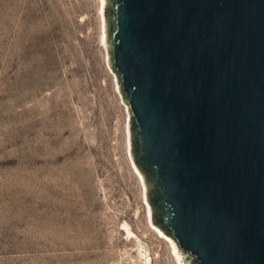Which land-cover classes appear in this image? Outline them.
Returning <instances> with one entry per match:
<instances>
[{
	"label": "rangeland",
	"instance_id": "rangeland-1",
	"mask_svg": "<svg viewBox=\"0 0 264 264\" xmlns=\"http://www.w3.org/2000/svg\"><path fill=\"white\" fill-rule=\"evenodd\" d=\"M111 3L0 0V264L194 262L135 163Z\"/></svg>",
	"mask_w": 264,
	"mask_h": 264
},
{
	"label": "water",
	"instance_id": "water-1",
	"mask_svg": "<svg viewBox=\"0 0 264 264\" xmlns=\"http://www.w3.org/2000/svg\"><path fill=\"white\" fill-rule=\"evenodd\" d=\"M111 1L155 224L193 264H264V0Z\"/></svg>",
	"mask_w": 264,
	"mask_h": 264
},
{
	"label": "trees",
	"instance_id": "trees-1",
	"mask_svg": "<svg viewBox=\"0 0 264 264\" xmlns=\"http://www.w3.org/2000/svg\"><path fill=\"white\" fill-rule=\"evenodd\" d=\"M109 12H110V10H107V17H109ZM132 131H133V142H134V144H135V147H136V144H137V137H136V130H135V126H134V124L132 125ZM137 149L135 148V154H136V151ZM151 188V187H150ZM152 190V189H151ZM151 192V191H150ZM150 199L153 201V199H154V196H153V194L151 193V195H150ZM157 219H158V216L156 217V223L158 224V221H157Z\"/></svg>",
	"mask_w": 264,
	"mask_h": 264
},
{
	"label": "bare ground",
	"instance_id": "bare-ground-1",
	"mask_svg": "<svg viewBox=\"0 0 264 264\" xmlns=\"http://www.w3.org/2000/svg\"><path fill=\"white\" fill-rule=\"evenodd\" d=\"M164 235V234H163ZM168 240H170L169 238H167ZM171 242H172V244L174 245V248L176 249V245H175V243L172 241V240H170ZM175 249H174V251H175ZM176 250H178V248L176 249ZM177 252V251H176Z\"/></svg>",
	"mask_w": 264,
	"mask_h": 264
}]
</instances>
